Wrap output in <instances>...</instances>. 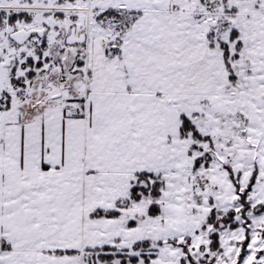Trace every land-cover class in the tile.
I'll use <instances>...</instances> for the list:
<instances>
[{
    "label": "snow or ice",
    "instance_id": "snow-or-ice-1",
    "mask_svg": "<svg viewBox=\"0 0 264 264\" xmlns=\"http://www.w3.org/2000/svg\"><path fill=\"white\" fill-rule=\"evenodd\" d=\"M0 264H264V0H0Z\"/></svg>",
    "mask_w": 264,
    "mask_h": 264
}]
</instances>
